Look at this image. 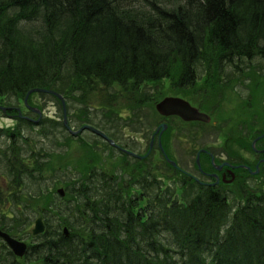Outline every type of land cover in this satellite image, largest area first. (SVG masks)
<instances>
[{
  "label": "trees",
  "instance_id": "trees-1",
  "mask_svg": "<svg viewBox=\"0 0 264 264\" xmlns=\"http://www.w3.org/2000/svg\"><path fill=\"white\" fill-rule=\"evenodd\" d=\"M182 1L169 10L149 2L156 14L144 19L140 13L131 17L118 0H0V100L18 104L8 106L6 114L0 110L17 122L0 128L5 183L0 184V229L14 236L15 226L28 222L17 218L13 226L7 223L11 217L5 209L11 204L19 216L29 200L45 201L44 207L53 209L45 212L50 217L46 231L34 238L24 258L0 239L1 264H264V166L251 177L263 188L252 193L241 188L240 202L232 209L219 186L198 183L163 154L156 165L154 152L136 159L98 136L101 143L96 144L79 136L83 154L75 160L72 149L65 151L68 137L74 138L59 140V129L67 131L63 121L36 123L33 118H39L33 109L44 107L37 101L45 98L58 101L63 114L57 97L29 95L35 88L55 90L67 105L78 98L87 111L81 123L120 145L100 118L103 102L95 107L87 101H97L101 91L118 85L123 109L133 114L147 101L158 102L144 98L146 84L168 80L180 93L200 81L198 68L203 67L207 82L216 87L224 81L226 65L264 59V0ZM36 129L34 141L30 133ZM167 134L163 148L172 159ZM44 140L60 147L49 150ZM103 145L116 170H107L104 153H97ZM259 145L264 146V138ZM202 158L209 162L203 170L212 169L210 158ZM49 174L61 177L57 185L67 194L54 205L48 201L53 193L40 191L36 198L30 188L24 190L35 185L36 176ZM193 185L199 189L194 198L178 197V188L184 192Z\"/></svg>",
  "mask_w": 264,
  "mask_h": 264
},
{
  "label": "rangeland",
  "instance_id": "rangeland-1",
  "mask_svg": "<svg viewBox=\"0 0 264 264\" xmlns=\"http://www.w3.org/2000/svg\"><path fill=\"white\" fill-rule=\"evenodd\" d=\"M118 2L119 7L127 10L126 12H128L131 17L136 13H140L142 14L141 18L147 19L156 14L154 11L155 9L153 10V5L149 4V2L155 3L162 6L161 8L169 10L175 8L183 1L118 0ZM203 70V67L198 68L199 78L201 79L193 88L191 87V89L186 88L185 91H180L179 93L177 90L172 89L168 80H165L164 82L157 84H146L144 88L146 95H144V98L147 99V97L150 96V98L157 99L158 102L166 97L184 98L193 106L211 116V122L207 124L202 122L186 123L177 118H170L167 120L156 110V104L158 102H155V100L154 102L145 100L147 103L138 107L136 113H128L123 109L126 106H124V102L120 101L117 93L121 91V88L118 85H114V87L108 92L101 91L98 93L97 95L99 97L97 101H87L89 102V105H94L95 107L100 104L98 101L103 102L102 104H104L105 109H102L104 114H100V118L104 123L105 128L107 127L108 130L111 128V133L114 137L120 139V145H127L129 149L133 150L135 153L145 155L148 152L152 138L154 137L153 149L155 150L154 154L157 157L155 160L156 165H158L160 161H163L158 148L160 142L159 132H162L161 125L167 124V128L161 137L162 145L163 137L168 132L166 136V139L168 140V148L179 166L190 175L196 176L200 180L207 181L199 175L195 167L197 152L201 148L208 149L212 154L219 158V160L220 158L227 160L228 155L231 159L244 157L246 160L253 161V163L256 162V156L252 152V148L250 150L248 146L252 144V141L255 138L261 135L258 133V129L264 127V59L256 57L249 61L235 62L231 65H226L225 69L221 72L224 81L219 82L216 87H212L215 83L214 81L207 82L205 71ZM141 98H143V95ZM75 99L70 101V103L68 102L67 105V119L69 126L73 131L80 129L83 126L81 122L85 118L84 114H87L84 104L81 101H78V98ZM37 102L40 106H44L41 111L42 115L39 118L32 115L37 121L38 119L45 120L46 118L56 119L61 122L63 121V114L58 101L52 98H45L39 99ZM0 103L7 107L18 106L16 102L8 101L7 99L0 100ZM88 110L92 112L95 111L92 108H89ZM118 115L123 119H120ZM71 117L74 119V122H72ZM253 124H256V130H252L251 127ZM16 125L17 122L15 119L0 113V128L15 127ZM46 128H49V130L54 129L50 124H48ZM158 129L159 132L156 133ZM38 131L39 129H36L33 135L29 130H26V133H30L31 138L34 141H37ZM263 131L264 129H262L261 132ZM58 133L59 140H62L63 142L66 140V137H68L67 135L71 136L63 129H59ZM81 136L83 142L85 140L90 142L93 141L94 144H96V141L101 143V140L89 131L84 132ZM71 137L74 138L73 136ZM79 141V138L70 140L68 137V142H65L66 153H71L72 149L71 158L73 159L74 157L75 160L83 154V149L81 145H79ZM239 141H244L246 146H242L238 143ZM2 142L3 141L0 140V144H2ZM83 142H81L82 145ZM56 143V141L49 142V140H44V146L49 150L55 149L56 146L54 144ZM59 147L60 146L57 144V148ZM93 147L96 148L95 145H93ZM104 148L105 146L103 145V152L98 151L97 153H104V155H102L105 168L107 170H113L115 169V160L110 154L109 149L107 148V150H105ZM115 154L117 156V153ZM251 168L252 171H255L254 166ZM50 174L48 176H42L45 177V179H42V177L39 179V177L36 176V180L34 181L35 185L30 186L27 184L28 186L24 187V190L30 188V193L33 194V196H36V198L41 194L40 191H43L44 194L53 193L48 201H52L50 204L53 203L54 205L58 202V199L64 198V196L57 193V190L59 188H64V186L57 185L58 178L61 179L60 176H52ZM117 174L119 175L120 171H117ZM1 175L4 177L2 171L0 172V184L4 185L5 183ZM241 188L252 193L255 190L262 189L263 186H258V182L249 177L248 174L239 175L236 181L228 186H220V189H222L231 200L230 204L232 209H234L236 204L240 202L238 199ZM10 190L11 189L8 187L5 194L7 195ZM197 190H199L198 187L196 188L194 185L187 187L184 192H181L178 188V197L184 200H190L195 197ZM20 193L23 195L22 192ZM38 201L29 200L27 206L21 208V216L13 211V204H11V208L5 209L7 217L8 215L11 217V219L9 217L7 218V223L10 226L15 224L17 218H20L21 220L28 218L27 223L24 224L21 222V224L19 223L15 226L16 230L13 237L25 241V243H28L29 245L35 242L33 230L35 228L36 220L42 218L46 228V218L48 215H46L45 212H51L53 210L52 208L51 210H48V208L44 207L45 201ZM48 218L50 217L48 216ZM64 227L68 228V226Z\"/></svg>",
  "mask_w": 264,
  "mask_h": 264
},
{
  "label": "water",
  "instance_id": "water-1",
  "mask_svg": "<svg viewBox=\"0 0 264 264\" xmlns=\"http://www.w3.org/2000/svg\"><path fill=\"white\" fill-rule=\"evenodd\" d=\"M48 93V94H52L54 96H56L62 103L63 105V111H64V124L65 126L67 127L68 131L74 135V136H77L81 133H83L84 131H91L93 133H95L96 135L100 136L101 138L107 140L111 145L113 146H116L115 143L113 142V140L109 139L107 137V135L90 126V125H85L83 127H81L78 131H73L71 129V127L68 125V121H67V111H66V102H65V99L63 98V96L59 93H57L56 91L54 90H48V89H39V88H36V89H33L30 91V93ZM29 93V94H30ZM26 103H27V100H26ZM4 111L6 110V108H2ZM156 109L158 111V113L163 116V117H179L181 118L183 121L185 122H203V123H209L211 118L201 112L199 109L193 107L188 101H186L185 99H182V98H178V97H168V98H165L163 101H161L160 103L157 104L156 106ZM162 128V132L160 133V135L163 134V132L166 130L167 128V125L163 124L161 126ZM159 131V130H158ZM264 137V134L262 136H260L259 138H257V140L254 142L253 146L257 143V141H259L261 138ZM153 145V142L151 143V147ZM160 149L162 151V153L164 154L166 160L175 168H177V164L173 161H171L167 155L165 154L161 144H160ZM129 155L135 157V158H139V159H142L144 157L142 156H139L133 152H129V151H126ZM202 152H206V151H202ZM264 152V151H263ZM200 153L198 154V158H197V165L198 167L200 168ZM227 165V164H225ZM218 169H220L218 167ZM248 170H251L249 167L247 168ZM255 173H258V171H256ZM217 177V176H216ZM59 193L61 195H64V191L63 190H59ZM45 230V227H44V224H43V220L42 218H39L37 221H36V226H35V229L33 230V234L34 235H39L41 233H43ZM65 234L68 235V230L65 229ZM0 238H2L5 243L8 245V247L14 252V254L18 257H23L26 252H27V249H28V246L26 243L22 242V241H19L17 240L16 238L10 236L8 233L6 232H3L1 229H0Z\"/></svg>",
  "mask_w": 264,
  "mask_h": 264
},
{
  "label": "flooded vegetation",
  "instance_id": "flooded-vegetation-1",
  "mask_svg": "<svg viewBox=\"0 0 264 264\" xmlns=\"http://www.w3.org/2000/svg\"><path fill=\"white\" fill-rule=\"evenodd\" d=\"M252 151L256 158L255 163L251 160H246L244 157L238 159H231L227 155V160L223 158H217L211 151L209 154H205L210 158V164L212 169L205 170L204 173H199L204 179L206 184L214 186H228L236 181L237 177L241 174H248L249 177L254 176L252 170H248V167H255V170L260 173L261 166H264V146H259V141L253 146L251 144ZM229 158V159H228ZM206 168L209 166V162L204 159ZM227 164V165H225ZM218 167L220 169H218ZM257 174V173H256ZM217 176V177H216ZM202 184V182H200Z\"/></svg>",
  "mask_w": 264,
  "mask_h": 264
}]
</instances>
